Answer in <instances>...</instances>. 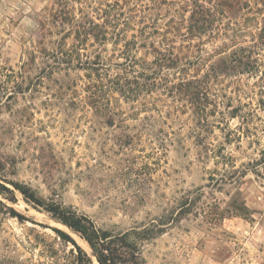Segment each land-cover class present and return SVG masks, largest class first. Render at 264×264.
<instances>
[{
	"label": "rangeland",
	"instance_id": "rangeland-1",
	"mask_svg": "<svg viewBox=\"0 0 264 264\" xmlns=\"http://www.w3.org/2000/svg\"><path fill=\"white\" fill-rule=\"evenodd\" d=\"M263 17L264 0H0V264L72 241L98 264L21 186L115 232L172 215L147 264H264ZM152 43L177 63L136 80L127 51L152 62Z\"/></svg>",
	"mask_w": 264,
	"mask_h": 264
},
{
	"label": "trees",
	"instance_id": "trees-1",
	"mask_svg": "<svg viewBox=\"0 0 264 264\" xmlns=\"http://www.w3.org/2000/svg\"><path fill=\"white\" fill-rule=\"evenodd\" d=\"M212 7H206L201 4L196 6L189 18V29L190 32L197 34H203L207 30L211 29L214 25L213 19H211ZM210 11V13H209ZM93 30V29H92ZM262 32L264 33V17ZM94 31H90L93 34ZM94 35V34H93ZM143 42L141 46L148 47L145 36V31L142 33ZM95 38H99V35H94ZM154 52L157 54L154 61L141 60L136 55H131L130 49L127 51L126 59L129 61L126 63L127 67L133 68L132 71L136 72L133 75L137 80L138 77H146L147 79H155L156 74L159 73L157 70L162 72L165 69H172L177 63V57L172 50L163 51L155 47V43L150 45ZM149 46V47H150ZM99 61L94 64H100ZM243 64V59L237 57L233 61ZM94 68L93 66H89ZM126 67V68H127ZM135 68H138L134 70ZM159 68V69H158ZM144 75V76H143ZM97 85L93 83L89 87L91 93L96 94ZM24 197L34 203L37 206L43 207L45 210L53 214V216L73 229L81 235V237L87 241L92 249L93 256L95 257L98 264H147L144 256L141 242L144 240H150L157 237L165 231L167 225L171 222L170 220H176L172 215H166L157 223H151L145 227H137L126 232H115L113 230L99 227L91 218L87 215L80 214L76 210L69 207H65L56 203H47L44 199L36 196V194L28 187H18ZM59 238L62 242L71 241L69 235L62 231H57ZM74 248L57 250L55 247L50 246L47 249L48 262H41L39 264H95L93 257H91L80 245L75 241Z\"/></svg>",
	"mask_w": 264,
	"mask_h": 264
}]
</instances>
